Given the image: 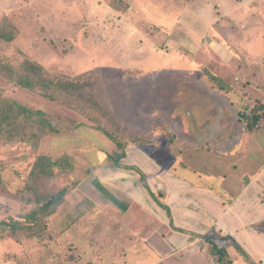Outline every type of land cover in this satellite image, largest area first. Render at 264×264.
<instances>
[{"label":"crops","instance_id":"0c3cea01","mask_svg":"<svg viewBox=\"0 0 264 264\" xmlns=\"http://www.w3.org/2000/svg\"><path fill=\"white\" fill-rule=\"evenodd\" d=\"M66 1L69 9L78 7L80 1L101 13L106 5L113 6L109 0H56L59 4ZM122 1L115 3L122 5ZM187 1L195 4L198 0ZM205 1L208 11L202 13L197 10L204 5L202 0L192 8L185 0H166L158 10L161 17L150 15L153 19H148L145 12H153L154 2L129 0L127 12L119 16L123 21L130 15L138 24H151L156 34L146 31V41L151 40L147 42L162 35L177 42L186 53L181 57L189 60L205 47L209 63L195 68L206 81L182 82L179 97L173 100L167 88L162 89L165 96L161 102L153 98L154 108L145 120L134 121L132 114L131 120H123L131 137L144 139L153 148L154 117L163 138L160 151L129 144L123 167L102 162L87 179L91 191L86 196L91 203L88 216L96 217L104 227L98 240L107 243L112 239L118 248L106 258H97L100 264H179L183 259L177 256L204 249L201 239L213 231L235 239L256 264H264V166L261 170L257 166L264 162L263 137L246 136L240 118L244 106L264 101V0ZM179 7L187 10L175 16L171 9ZM58 24L67 31L77 29L73 19ZM206 75L222 79L233 92L218 91ZM237 89L246 93L244 99ZM170 137L175 140L172 147ZM128 167L141 170L145 182ZM150 191L162 195L160 201L170 212ZM230 255L233 264H246L234 250Z\"/></svg>","mask_w":264,"mask_h":264},{"label":"rangeland","instance_id":"374dc122","mask_svg":"<svg viewBox=\"0 0 264 264\" xmlns=\"http://www.w3.org/2000/svg\"><path fill=\"white\" fill-rule=\"evenodd\" d=\"M152 1L153 12H145L147 18L153 19L150 15L160 18L158 10H162L166 0ZM108 2L113 6L106 5L101 13L92 12L91 4L83 3L82 6L80 1L78 7L69 9L68 1L59 4L56 0H0V98L33 112L43 111L46 122L60 129L58 133L50 132L37 140V148L25 143L6 144L0 138V222L8 221L11 226L0 225V264H100L97 258H106L118 251L116 241L98 240V232L104 227L97 223L96 217L88 216L91 203L86 196L91 191L86 186L87 179L94 167L102 162L113 164L114 156L120 153L96 126H104L112 132L111 116L122 126L120 135L124 141L132 142L131 132L123 121L131 120L129 115L132 114L134 121L145 120L154 108L153 98L161 102L165 96L166 91L162 89L167 88L169 99L173 100L179 97L182 82L194 84L199 78L206 81L195 72V68L209 63L204 57L209 55L205 47L189 60L188 56L181 57L186 53L179 49L181 46L177 42L165 40L162 35L149 43L147 41L151 40L146 41L145 32L151 36L156 34L151 24H138L130 15L127 21L119 18L121 13L127 12L129 0H123L122 5L115 0ZM197 4L200 0L188 5L192 8ZM202 4L197 10L205 13L208 11L205 5L209 3L202 0ZM185 11H180V7L179 10L171 9L175 16ZM66 19H73L77 26L75 31H67L58 24ZM9 32L18 33L14 42L6 40ZM190 42L194 46V41ZM69 50L72 52L66 55ZM26 60L42 65L49 76L56 79H82L86 87L76 92L74 98L78 101L81 93L91 96L108 116L95 109L89 117L77 107L82 105L81 100L68 102L65 94L46 91L45 94L56 97L62 95L61 99L52 101L38 90L18 87L10 70L18 74ZM90 118H98L99 122L95 124ZM151 127L157 133L153 137V148L147 143L145 150L160 151L163 138L154 117ZM260 135H264V125ZM41 157L64 163V168L53 167L54 177L36 176L34 166ZM61 190L66 191L64 204L47 221L52 238L46 234L42 239L41 232L35 238L29 230L17 229V222L26 225L22 217L36 205L27 203L28 200L35 199L36 194L51 195ZM201 243L206 245V240L202 238ZM195 251L191 256H177L183 259L179 264H217L208 249ZM116 259H112L113 263Z\"/></svg>","mask_w":264,"mask_h":264},{"label":"trees","instance_id":"16d2710c","mask_svg":"<svg viewBox=\"0 0 264 264\" xmlns=\"http://www.w3.org/2000/svg\"><path fill=\"white\" fill-rule=\"evenodd\" d=\"M17 36V32H9V34H6V40L9 43L14 42ZM1 39L2 38H0V40ZM10 74L11 76L15 77L13 78V80L16 82V85L18 87H21L22 89L29 91L38 90L46 98L52 101L61 99L62 95H57V97L48 95L45 94L46 91H52L56 94H65V98L68 102L72 101L74 103H78L81 100L82 105H77V107L80 108L83 113L89 115V117H92L91 112L95 109L102 115L108 116L100 103L91 96L81 93V95H78V101L76 98H74L76 92L82 91L86 87L82 79H68L66 81L59 78L56 79L52 76H49V73L42 65L31 60H26L25 62H23L22 69L18 71V74L17 71L12 70H10ZM206 76L209 82L213 84L215 89H217L218 91L228 94L232 89L233 92L234 89L228 88L225 81H223L222 79L217 78L214 75ZM237 90L238 91L235 92H238L244 99L246 97V93L239 89ZM245 101H248V98ZM35 116H39L37 120H34ZM45 116L46 114L43 111L39 110L38 112H33L26 109L25 107L19 106L16 103L7 102L6 100L0 98V138H2V141L6 144L25 143L33 146L34 148H37L39 143H37L36 141L41 137L47 135L50 132H60V129H55L54 127H52V125H50L48 121L46 122V118H44ZM240 118L241 123L244 126V132L246 136L254 133L257 136H261L260 131H262V127L264 125V101H260L256 105L250 104L244 106L240 111ZM90 120L95 124L99 122L98 118H90ZM110 121H112V123L114 124L112 127V132L101 125H97L96 129L106 135L116 145L120 153H117L116 156H114L113 164L117 167H123L121 161L125 158V150L127 146L132 143L138 144L139 146H145L146 142L144 141V139L141 140L139 138L133 137H131L132 142L124 141L123 136L120 135L122 127L117 124V122L111 116ZM46 127L51 128L49 129L51 131H49ZM262 137L263 138H260V140H262V143L264 144V136ZM169 140L171 142L170 144H172V147L173 141H175L174 137H170ZM170 151H173L171 155L174 154L175 157L178 155L177 152L174 153L175 150H173V148H171ZM55 166L64 168V163L61 164L58 161H52L47 157H41L34 166L33 174L36 176L39 174L46 175L47 177H54L55 173L53 167ZM257 166L259 170H261L264 166V162H261ZM128 169L140 173L142 182H145V175L141 170L135 167H128ZM145 186L146 188H149L147 185ZM150 193L152 197L158 201L159 205L162 208L170 212L169 208L160 201L162 195L157 196L151 191ZM35 196V199L28 200L27 203H36L37 206L35 205V207L31 209V211H28L22 217L25 220L26 225L20 222H17L16 224L18 225V230H29L32 234L31 236H34L35 238L37 237V235H39L38 233L41 232V237L43 239V236L49 234V228L47 227L48 218L56 214L58 209L64 204L66 191L61 190L58 193L44 196L36 194ZM0 225L2 227H11L8 221H1ZM27 226L29 227L28 229ZM13 228H15V226H13ZM49 235H51V232ZM205 240L206 245H203V248L209 250V254L215 258L217 264H233L230 250H234L237 254H239L246 264H256L250 254L235 239L231 237H223L219 235V233L213 231L211 234L205 236Z\"/></svg>","mask_w":264,"mask_h":264}]
</instances>
